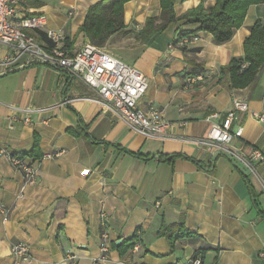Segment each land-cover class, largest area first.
I'll use <instances>...</instances> for the list:
<instances>
[{
	"label": "crops",
	"instance_id": "obj_1",
	"mask_svg": "<svg viewBox=\"0 0 264 264\" xmlns=\"http://www.w3.org/2000/svg\"><path fill=\"white\" fill-rule=\"evenodd\" d=\"M98 1L22 0L21 6L24 14L44 15L47 27L60 29L76 50L89 42L79 27ZM214 3L173 0V10L180 16ZM160 12V0L127 1L123 23L131 32L113 34L105 45L146 77L138 106L162 111L165 137L130 130L62 69L25 64L23 56L0 65V264H11L15 242L29 246L30 260L22 264H95L103 231L109 248L96 264H185L195 255L201 264H264V169L248 162L252 149L264 153V123L249 112L264 115V68L244 88L218 80L220 67L243 55L249 27L264 24V2L247 8L224 43L203 30L177 41L178 32L198 27L185 21L135 36ZM32 35L47 43L42 30ZM10 53L0 45V62ZM232 94L248 106L231 123L241 135L218 150L195 143L233 110ZM25 108L32 110L27 123L16 111ZM11 155L32 165L34 183H25ZM180 221L196 235L171 244L160 230ZM133 234L138 250L130 252Z\"/></svg>",
	"mask_w": 264,
	"mask_h": 264
},
{
	"label": "built area",
	"instance_id": "obj_2",
	"mask_svg": "<svg viewBox=\"0 0 264 264\" xmlns=\"http://www.w3.org/2000/svg\"><path fill=\"white\" fill-rule=\"evenodd\" d=\"M21 3L22 0H0V45L11 49L10 55L3 58L0 65L11 64L23 56L25 64L40 63L62 69L94 91L102 108L130 130L145 138L165 137L164 131L168 123L162 111L155 108L144 111L138 106L139 99L148 87L147 79L139 69L122 61L106 48L90 42L84 43L76 50L70 49L69 41L60 29L48 28L44 15L24 14ZM36 30L44 32L47 43L41 44L33 37L32 32ZM231 98L233 110L228 112L221 123L211 124L206 136L196 139L195 143L205 145L209 150H218L241 135L240 127L234 132L231 131V123L235 111H248V106L243 99L234 94ZM16 111L21 112L23 122L31 120L30 108ZM249 112L264 123V115L252 110ZM0 152L5 151L0 149ZM9 159L22 171L25 183H34L36 171L31 164L16 155L9 156ZM248 162L251 165L256 163L264 169V153L259 149H252L248 154ZM23 189L24 187L20 188L19 197H22ZM0 211L5 215L2 209ZM108 248V235L103 231L99 256L94 261L95 264L103 260ZM129 250L130 252L138 250V244L132 245ZM11 254V264H22L30 260L29 246L25 242L11 244ZM185 264H201V259L195 255Z\"/></svg>",
	"mask_w": 264,
	"mask_h": 264
},
{
	"label": "trees",
	"instance_id": "obj_3",
	"mask_svg": "<svg viewBox=\"0 0 264 264\" xmlns=\"http://www.w3.org/2000/svg\"><path fill=\"white\" fill-rule=\"evenodd\" d=\"M129 0H100L91 5L84 17L79 31L97 46H104L110 36L125 31L123 23V5ZM264 0H215V3L207 8L197 6L183 15L176 16L173 10V0H160L161 12L159 17L147 18L144 29L135 33V36L145 39L149 34L162 31L170 23L185 21L198 24L193 31H180L177 33V41L184 38H194L197 31H207L213 35L217 43L228 41L234 31L239 28L245 18L247 8L250 5L263 3ZM160 20L158 23L157 21ZM45 35V34H44ZM264 68V24L256 20L249 27V34L243 41V55L233 57L229 62L220 67L218 80H226L229 88H244L256 81ZM36 144V143H35ZM181 155H168L171 160ZM161 235H167L169 242L181 237L195 236L196 233L183 227V222L162 227ZM135 234L131 237L134 239ZM133 241L130 243V246ZM123 249L122 244L114 245ZM125 248L121 250V253Z\"/></svg>",
	"mask_w": 264,
	"mask_h": 264
},
{
	"label": "rangeland",
	"instance_id": "obj_4",
	"mask_svg": "<svg viewBox=\"0 0 264 264\" xmlns=\"http://www.w3.org/2000/svg\"><path fill=\"white\" fill-rule=\"evenodd\" d=\"M46 1L50 2V0H46ZM111 46H112L111 44H107V45H105L104 47H105L109 52L115 54V53L113 52ZM115 55H116V54H115Z\"/></svg>",
	"mask_w": 264,
	"mask_h": 264
},
{
	"label": "water",
	"instance_id": "obj_5",
	"mask_svg": "<svg viewBox=\"0 0 264 264\" xmlns=\"http://www.w3.org/2000/svg\"><path fill=\"white\" fill-rule=\"evenodd\" d=\"M121 240H118L117 243H119Z\"/></svg>",
	"mask_w": 264,
	"mask_h": 264
}]
</instances>
